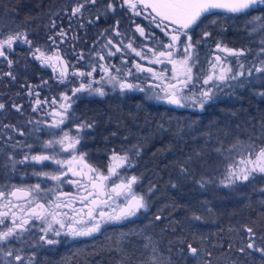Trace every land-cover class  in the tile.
<instances>
[{
	"label": "trees",
	"instance_id": "trees-1",
	"mask_svg": "<svg viewBox=\"0 0 264 264\" xmlns=\"http://www.w3.org/2000/svg\"><path fill=\"white\" fill-rule=\"evenodd\" d=\"M75 3L76 0H0V33L25 31L33 48L39 46L51 52L56 49L48 37L55 36L61 28L66 29L64 42L57 37L58 49L63 56L74 59L76 65L81 54L95 55L106 37L113 38L111 30L117 20L120 21L118 29L126 37L130 36L125 29L129 28V21L122 8L117 7L114 13L109 12L95 21L98 9L107 4V0H98L95 6L86 7L82 17L69 20ZM214 12L218 14H206L193 30L201 41L202 56L206 48L221 41L234 49H251V55L246 58L251 62L262 37L249 35L248 17ZM255 14L250 12V15ZM90 19L94 22L88 23ZM53 20L55 28L51 27ZM213 20L219 22L210 23ZM104 29L108 31L101 36ZM204 31L210 32L211 37L201 39ZM9 58L16 62L11 69L0 59V103L6 105L0 110V133L4 125L29 124L32 98L27 94L28 83H36L37 78L52 79L47 70L41 69L31 58L26 44H16ZM8 71L13 72L15 80L2 75ZM262 88L264 81L260 80L244 87L225 88L203 110L174 108L123 94L100 97L97 101L101 106L95 108L94 125L83 138L87 147L79 150L87 154L86 161L98 170L105 169L106 158L113 151L128 152L132 166L127 174L139 177L134 191L146 195L149 207L130 220L104 225L91 237L64 236L56 245H40L32 264H122L129 257L133 262L147 260L152 251L143 247L147 243L145 237H151L158 257L170 258L172 264H197L191 257L185 260L186 243H179V239L192 242L193 233L198 237L194 246L212 253L211 257H203L210 264H264V254L250 249L238 250L247 243L243 225L253 227L257 237L264 234V192L260 191L264 187V176L258 174L255 180L238 184L234 190L224 188L219 181L225 175L227 164L238 157L232 154V159H225L229 153L221 155L214 151L221 142L227 149L237 140L247 142L250 137L258 146H264V140L260 139L264 133V97L255 94ZM17 103L22 106L20 112L12 108ZM209 132L211 140L205 135ZM2 140L0 138V142ZM197 151L203 155L192 165L193 179L178 180L179 163ZM201 175L212 181L203 188L195 183ZM173 183L178 186L173 187ZM153 185L152 192H148ZM192 213L203 219L192 220ZM157 215L161 216L160 220L155 219ZM201 236L206 237L202 244ZM181 247L185 249L184 256L178 254Z\"/></svg>",
	"mask_w": 264,
	"mask_h": 264
},
{
	"label": "snow or ice",
	"instance_id": "snow-or-ice-1",
	"mask_svg": "<svg viewBox=\"0 0 264 264\" xmlns=\"http://www.w3.org/2000/svg\"><path fill=\"white\" fill-rule=\"evenodd\" d=\"M97 2L98 0H76L75 5L71 7L69 20L75 17H82L86 7L89 5L95 6ZM117 7H126L136 16L144 15L145 11H147L145 19H148L156 28H159L169 40V43L164 44L159 41V38H156L157 43L164 50L155 52L153 49H150L149 51H153L156 57L154 63L161 64L167 62V64L172 66L171 77L166 76L163 72H154L152 68H144L139 63L135 64L138 72L146 71L151 73L152 77L159 81L157 84L149 85L151 94L146 97L147 99L163 101L176 107L203 110L225 88L244 87L254 80L264 81V0H119V3L117 0H107L104 8L98 9L95 21H99L102 15H106L109 12L114 13ZM214 10H220V12L232 16L243 15L248 17L246 27L249 35L260 34L262 38L259 40L260 46L251 62H248L246 59L248 55H251V49H233L223 45L221 41H217L215 50L225 55L214 54L213 59L209 60V70L207 73L198 74L194 72V68L198 66L199 61L195 48L201 41L197 40L193 43L190 32L194 30V27L198 25L201 18L206 14H218ZM65 12H68L67 8H65ZM250 12H256L257 14L250 15ZM93 22L92 19L88 21V23ZM218 22L217 20H213L210 23L216 24ZM119 23L120 21L117 20L115 22L116 26L112 29L116 36L121 35L118 30ZM55 26V21H51V27L55 28ZM83 26L81 23L80 27ZM107 31L108 29H104L100 35L104 36ZM135 31L147 38L146 29L139 24L136 25ZM67 32L68 30L61 28L55 36L48 37L51 45L56 49L51 52L39 46L33 48V42L28 38L25 31L17 30L7 35L0 33V58L6 61L9 69H11L16 62L9 58V53L14 49L16 44L22 43L29 46V54L42 67L52 68L60 84H64L69 76L92 77L93 72L96 70L95 66H93L92 71L88 72H69L71 65L64 60L57 45V37L60 38V42L62 43L67 39ZM211 35L210 32L204 31L201 39L210 38ZM73 39H76V37H73ZM120 44L122 45L123 41H120ZM181 44H183L182 52L179 51ZM109 46L114 47L116 52L121 51L120 46L113 45L111 38L103 45L104 48H108ZM126 47L131 49L141 59L145 58L142 52L137 51L132 46L131 42ZM114 54L115 52L109 50V56ZM95 55L100 60L105 59V56L100 52H96ZM78 58L80 60L84 59L82 54ZM233 60L235 63L232 62ZM99 68L104 73V76L99 81L93 79L89 80L88 83L81 82L78 87L71 89V95L67 94V92H61L58 97L51 99V105L55 106L58 104V108L53 107L52 111L47 113V115L52 117L50 123L40 120L29 121V123L36 125L32 129L33 132H40L41 128L39 125L44 124L47 128L59 130L62 133L61 135L57 136L55 131L51 132L52 139L42 142L41 152L38 154L33 155L31 152H25L23 158L20 160H16L13 153H9L8 156V160L14 170L17 164H26L28 162L43 164L45 161H52L54 164L59 165L61 169L64 165H68V170L74 176L79 175L87 179L90 190L81 187V190L86 191V194L73 197V200L67 203L56 202L59 200V197H56L55 200L41 197L40 193L42 191L47 193L52 190L41 189L39 183L27 187L13 186L11 191L7 192L0 190V257H2L0 264H32L35 253H29L27 258H25L23 254L24 249L14 247L12 243L13 241L24 243L26 236L35 235L33 230L37 227L40 233L38 241H28L29 244L35 243L36 246L56 245L61 243V241L56 238H49V235L60 237L63 234L72 239L91 237L93 234L100 232L104 225L127 221L136 217L142 210L147 211L149 203L146 195L137 193L133 187L138 183L139 177L135 175L121 176L117 172V169L132 166L130 163L131 157L128 152L119 154L113 151L111 156L112 163L108 166L107 175L85 162L86 153L76 154L77 145L81 142L79 133L85 128H92L94 125V121L89 122L86 119L75 117L72 107L78 99L77 94L87 93L88 95L95 94L102 97L106 94L103 87L104 84L110 85L113 90L118 87L121 93L136 90L141 92L148 91L144 87H141L140 84L128 82L127 77L132 75L131 71L124 73V77L121 78L118 75H113L109 67L104 64H100ZM116 71L120 72V69ZM2 75L10 77L12 80L16 79L12 71L2 73ZM42 84L47 85L48 81H42ZM96 84L101 86L95 87L94 85ZM34 87H39V85H28L27 94L29 96L33 95ZM255 94L264 97V88ZM36 96L37 99L33 104V111L48 103L47 100L42 101L38 98L39 93H36ZM5 107L4 103H0V110H4ZM12 107L17 112L22 110L21 105L13 104ZM70 119H79V123L74 125L77 133L75 136L71 135L69 131H64L61 127L65 124V121ZM3 128H11L13 131H18L21 136L25 135L22 130L17 129L13 125H4ZM205 135L211 140V132L205 133ZM260 139L264 140V133L261 134ZM57 145L60 148V152L72 153L70 160L57 158L60 154L56 151ZM11 146L13 149L19 147L32 148L31 144H24L20 141ZM49 150L51 154H47ZM214 151L221 155L225 152L229 153L228 156H225V159H232V154L238 157L237 159H232V162L227 164L225 175L219 181V184L224 188L234 190L238 184L255 180L258 174L264 176V146H258L251 137L247 142L237 140L235 143L229 145L227 149L223 148L221 142V146L216 147ZM135 154L139 155L138 149ZM202 155V152L197 151L179 163L180 175L178 176V180L193 179L194 169L192 165ZM73 164L80 165L81 171H74ZM83 169H87V172L83 171ZM33 175L59 181L61 175H64V173L60 171L59 174H51L49 172L34 170ZM114 176L118 177L120 182L115 183L113 181L109 189L107 185L110 182V178ZM211 182L210 179H207L203 175L195 180V183L201 188ZM73 183L76 182L73 181ZM172 186L177 187L178 185L173 183ZM154 187V185L149 187L148 192H152ZM260 191L264 192V187ZM120 198L122 199L117 203ZM42 199H45V202H41ZM77 200L82 205L79 209L73 207V202ZM105 208L109 210L106 211ZM61 209H70L72 214L69 215L68 211H61ZM208 211L211 212V209H208ZM155 219L160 220L161 216L157 215ZM191 219L199 221L203 217L192 213ZM37 222L39 223L37 224ZM242 227L246 233L247 243L238 250L244 252L245 249H250L264 254V234L257 237L253 227L247 224ZM145 239L147 243L143 247L145 249L151 248L152 255L147 260L138 259L134 262L129 257L122 264H172L170 258L165 260L156 255L158 249L151 237H145ZM197 239L196 233H193L192 242L179 239L180 244L186 243L187 256H185V260L191 257L197 261V264H210V261L203 259V257H211L212 253L204 247L194 246V242ZM204 239L206 237H199L201 244ZM257 240L260 241L259 244ZM229 247L231 248L232 245L229 244ZM184 253L185 249L183 247L178 249L179 255L184 256Z\"/></svg>",
	"mask_w": 264,
	"mask_h": 264
},
{
	"label": "flooded vegetation",
	"instance_id": "flooded-vegetation-1",
	"mask_svg": "<svg viewBox=\"0 0 264 264\" xmlns=\"http://www.w3.org/2000/svg\"><path fill=\"white\" fill-rule=\"evenodd\" d=\"M122 9L126 13L129 21L128 24L129 28L127 27L125 29L129 32L130 36L126 37L124 32L120 29L118 30L121 33V35L116 36L114 35L113 30H111V35L113 36V38L106 37L105 43H102L101 46L98 48V50H96V52H100L105 56L104 60H100L96 55L88 56L87 54H85V56H83L84 59L80 60L79 65H76L75 63L76 61L74 59H71L70 56H63L61 54L64 60L71 65L69 67V72L76 70L88 72V71H92L93 66H95L96 70L93 72L92 77L69 76L68 80L65 81L64 84H60L56 78V75H54L53 72L48 70L46 67H41L34 60L41 69L47 70L49 76L52 79H50V81L47 80L48 81L47 85L42 84V81H46V80H39L38 78L35 80L36 83L34 84L28 83V85H33V86L39 85V87L33 88L32 96L28 95L29 97L32 98V103H31L32 119L30 121L34 122L40 120V121L50 122L52 118L51 116L47 115V113H49L50 111H48L46 108L48 107L49 104H51V99L53 97H58L61 92H67V94L71 95V89L73 87H78L81 82L88 83L89 80H93V79L99 81L101 77L104 76V73L99 68L100 64H104L108 66L110 72L113 75H118L121 78L124 77V73L131 71L132 75L127 77L128 82L134 84H140L141 87H144L145 89L148 90L146 92H141L139 90H136V91H125L124 93H121L118 87L115 90H113V88L110 85L104 84L103 87L106 93L104 95L105 97L106 96L113 97L116 94H123L138 100H147V101L149 100L146 98L148 95L151 94L149 83L157 84L159 83V81L155 80L152 77L151 73H148L146 71L138 72L135 68V64L137 63L141 64L144 68H152L154 72L157 73L163 72L165 73L166 76L171 77L172 66L170 64H167V62L161 64L154 63L156 57L153 54V51H149L150 49H153L155 52L163 51L164 49L159 46L156 38H159V41L163 42L164 44L169 43L168 38L159 28H156L154 24H151L148 19H145V16L147 15V11H145L144 15L136 16L133 15L126 7ZM137 24H139L141 27H144L146 29L147 38L145 36H141L138 32L135 31ZM114 26H116L115 22L113 23V27ZM190 35L193 38V43H195L198 40L197 39L198 36H196L194 31L190 32ZM109 38L113 40V45H117L121 47V51L116 52L115 48L112 46H109L108 48L103 47V45L107 43V40ZM120 41H123L122 45L120 44ZM130 42L137 51L142 52V54L145 57L144 59H141L140 57L136 56L135 53L131 51V49L126 47V45H128ZM215 44L216 43H214L208 49L206 48V54L204 56H202L203 49L200 43L196 45L195 51L199 56V61H198V66L194 68L195 73L206 74L207 71L209 70V60L213 59L214 54L220 56L225 55L224 53L215 50ZM109 50L115 52V54L109 56L108 55ZM182 50H183V44H181L179 48V51L182 52ZM94 56H96L97 60H94ZM117 69H120V72H117L116 71ZM94 86L99 87L101 85L96 84ZM55 91L56 93L54 94ZM157 91H159V89H157ZM36 93H39L38 98L40 100L42 101L47 100L48 103L39 107L38 110L33 111V104L37 99ZM77 96L78 99L76 100V102L73 104L72 107V111L75 117H78L80 119H86L89 122L94 121L95 119L94 113L96 110L95 108L101 106L97 100L101 96L95 94L88 95L87 93H79L77 94ZM150 101L160 103L159 101L156 100H150ZM17 105H21V104L17 103ZM77 123H79V119H70L65 121V124L62 125L61 127L63 128L64 131H69L71 135L75 136L77 135V133L74 125ZM35 126L36 125L34 123H29L26 126L16 127L17 129L22 130L25 133L24 136H21L18 131H13L11 128L2 129L0 133V138L3 139L0 142V156H1L0 190L7 192V191H11L13 186L27 187L29 185H35L39 183L41 185V189L52 190V191H48L47 193L42 191L40 193L41 197H44L45 199H54V200L56 197H59V200L56 202H60V203H63V201H65L68 198L71 199L70 196H77V193H80L81 195H85L86 191H82L81 187H84L85 189H87V187L90 188L87 179L82 178L79 175L74 176L71 172H68V170L66 173H64V175H61L59 181H53L47 177H40L33 175L34 170L49 172L51 174H59V172L62 171V169H64L66 165H64L63 168L61 169L59 165L54 164L52 161H45L43 162V164H34L32 162H28L26 164H17L15 170L11 167V164L8 160L9 153H13L16 160L22 159L25 152H31V154L33 155L38 154L41 152L42 142L45 140L52 139V136L50 135L51 132L55 131L57 136L62 134L59 130L47 128L44 124L39 125V127L41 128L40 132H33L32 129ZM91 129L92 128H85L79 133L81 137V142L80 144L77 145V153H76L77 155H79V153H82L79 149L87 147V143L86 141L83 140V138L85 137L87 131ZM9 137H11V139H9ZM17 141L23 142L24 144H31L32 148L28 149L24 147H19L13 149L11 145L15 144ZM56 151L60 153L57 156L58 159L70 160L72 157L71 152L68 153L60 152V148L58 145L56 146ZM47 154H51V151L49 150ZM107 158H106V164L108 163ZM85 162L88 163L86 159ZM129 169L130 167L119 169L118 173H122L123 176H130L127 174ZM105 170L106 167L105 169L99 171L104 172ZM73 181H75L76 183H73ZM61 194H67V195H61ZM81 195L78 194V196ZM45 199H42L41 202H45ZM79 204L81 203L77 202V205ZM105 210L107 211L109 209L105 208ZM61 211H68L69 215L72 214L70 209H61ZM38 223L39 222H37V224ZM33 231L35 235L26 236L24 243L15 242V241H13L12 243V246L16 248L24 249L23 254L25 255V258H27V255L29 253L34 252L36 255V253L39 251L40 246H36L35 243L32 244L28 243V241H38V237L40 234L39 228L37 227ZM62 237H64L63 234L60 237H52L51 235H49V238H56L58 240L61 239ZM79 238H83V237H79ZM46 246H52V245H46ZM0 259H2V257H0Z\"/></svg>",
	"mask_w": 264,
	"mask_h": 264
},
{
	"label": "rangeland",
	"instance_id": "rangeland-1",
	"mask_svg": "<svg viewBox=\"0 0 264 264\" xmlns=\"http://www.w3.org/2000/svg\"><path fill=\"white\" fill-rule=\"evenodd\" d=\"M131 12V11H130ZM132 13V12H131ZM133 14V13H132ZM134 15V14H133ZM224 45V44H223ZM228 47V46H227ZM51 107V108H50ZM53 107H56V108H58V104L57 105H55V106H53V105H51V104H49L48 105V107L46 108L48 111H52V108ZM52 118V117H51ZM51 122V121H50ZM49 122V123H50ZM120 154V153H119ZM111 156H112V153H110L109 154V156H108V158H107V164H106V170L103 172L105 175H107L108 174V172H107V169H108V166L112 163V161H111ZM87 164H89V163H87ZM90 165V164H89ZM73 170L74 171H76V172H80L81 171V166L80 165H78V164H73ZM67 170H68V165H66V167L64 168V169H62V172L63 173H66L67 172ZM118 170L119 169H117V172H118ZM83 171H85V172H87V169H83ZM68 172H71V171H69L68 170ZM72 173V172H71ZM119 175H121V176H123L122 175V173H119ZM115 182V183H119L120 181H119V178L118 177H111L110 178V182L108 183V185H107V188H111V186H112V182ZM87 189H89L90 190V188L89 187H87ZM76 192V191H75ZM78 194L79 195H81L80 193H77V196H70V198L71 199H66L65 201H63V203H67V202H69V201H72L73 200V197H78ZM84 194V193H83ZM122 198H120V199H118V201H117V203H119L120 202V200H121ZM77 202H79L78 200L77 201H74L73 202V207L75 208H77V209H79L82 205L81 204H79V205H77Z\"/></svg>",
	"mask_w": 264,
	"mask_h": 264
},
{
	"label": "water",
	"instance_id": "water-1",
	"mask_svg": "<svg viewBox=\"0 0 264 264\" xmlns=\"http://www.w3.org/2000/svg\"><path fill=\"white\" fill-rule=\"evenodd\" d=\"M218 11H220V10H218ZM229 48H232V47H229ZM234 49V48H233ZM34 60V59H33ZM36 61V60H35ZM37 63H38V65H40V63L38 62V61H36ZM41 66V65H40ZM42 67V66H41ZM48 70H50L51 72H53L52 71V68H50V67H46ZM76 71H78V70H76ZM149 84H156V83H149ZM160 103H163L164 105H167V106H171V107H174V108H182V107H176V106H174V105H170V104H167V103H165V102H163V101H159ZM188 109H192V108H188Z\"/></svg>",
	"mask_w": 264,
	"mask_h": 264
}]
</instances>
